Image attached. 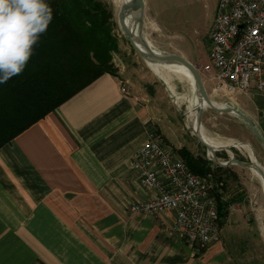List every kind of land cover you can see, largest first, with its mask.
Here are the masks:
<instances>
[{
  "label": "crops",
  "instance_id": "0c3cea01",
  "mask_svg": "<svg viewBox=\"0 0 264 264\" xmlns=\"http://www.w3.org/2000/svg\"><path fill=\"white\" fill-rule=\"evenodd\" d=\"M144 2L150 23L170 0ZM123 71L101 75L0 149V264H259L234 242L201 249L169 237L175 212H130L154 194L131 163L158 135L159 86ZM227 104L264 138V94Z\"/></svg>",
  "mask_w": 264,
  "mask_h": 264
},
{
  "label": "rangeland",
  "instance_id": "374dc122",
  "mask_svg": "<svg viewBox=\"0 0 264 264\" xmlns=\"http://www.w3.org/2000/svg\"><path fill=\"white\" fill-rule=\"evenodd\" d=\"M102 1L109 5L114 20L118 23L122 4L119 0ZM164 4L165 7H162ZM155 11L159 13V17L150 13L151 22L144 23L143 27V34L152 48L159 53L181 55L197 69L207 64L210 50L209 33L216 19L217 0H170L158 4ZM115 33L119 38V52L113 55V64L118 72L123 69L124 74L132 75L135 79L144 77L145 86H159L158 98L154 104L155 118L159 122L156 129L158 135L175 150L185 147L194 155L205 156L209 162L225 163L231 158L243 162L253 160L244 149L235 146L236 144L216 149L215 160L192 130L194 117L199 115V97L187 72L173 70L172 74L162 75L157 71L162 66H150V62L139 56L125 40L119 23ZM202 78L212 102L221 107H229L227 103L230 99H219L212 95L210 83L206 77ZM199 119L203 129L214 139L249 145L253 150L254 162L264 170V147L242 119L234 114L217 113L209 107H205ZM225 155L227 158H223ZM228 168L230 173L219 175L223 177H220V182L213 176L211 178L212 182L222 184V195L231 201L228 216L222 221L223 225H220L222 242L236 243L238 248H234V252H244L259 264H264L262 183L252 168L236 164Z\"/></svg>",
  "mask_w": 264,
  "mask_h": 264
},
{
  "label": "built area",
  "instance_id": "2783aa9c",
  "mask_svg": "<svg viewBox=\"0 0 264 264\" xmlns=\"http://www.w3.org/2000/svg\"><path fill=\"white\" fill-rule=\"evenodd\" d=\"M209 42L208 63L198 71L210 83L212 95L231 100L264 94V0H219ZM131 165L154 194L133 204L130 212L151 216L175 212L173 224L164 225L165 233L201 249L222 241L216 196L222 194L221 183L193 173L156 134H150Z\"/></svg>",
  "mask_w": 264,
  "mask_h": 264
},
{
  "label": "trees",
  "instance_id": "16d2710c",
  "mask_svg": "<svg viewBox=\"0 0 264 264\" xmlns=\"http://www.w3.org/2000/svg\"><path fill=\"white\" fill-rule=\"evenodd\" d=\"M46 2L53 19L25 70L0 83V149L101 75H118L113 64L119 52L118 23L109 5L102 0ZM177 151L197 175L220 182L219 175L230 173V168L185 147ZM222 194L216 193L221 226L231 206Z\"/></svg>",
  "mask_w": 264,
  "mask_h": 264
},
{
  "label": "clouds",
  "instance_id": "9594fccd",
  "mask_svg": "<svg viewBox=\"0 0 264 264\" xmlns=\"http://www.w3.org/2000/svg\"><path fill=\"white\" fill-rule=\"evenodd\" d=\"M52 19L46 0H0V83L25 70Z\"/></svg>",
  "mask_w": 264,
  "mask_h": 264
},
{
  "label": "water",
  "instance_id": "95a60500",
  "mask_svg": "<svg viewBox=\"0 0 264 264\" xmlns=\"http://www.w3.org/2000/svg\"><path fill=\"white\" fill-rule=\"evenodd\" d=\"M136 14V29H133L132 26L128 23V17ZM144 19H145V2L144 0H130L122 4L121 9L118 14V23L124 34L125 40L129 42L131 47L135 50V52L141 56L143 59L150 63H161V64H179L183 66L192 76L194 80V84L196 87L198 97L203 101L204 105H200L198 107V118H200L205 110V107H209L217 113L220 114H235L240 119H242L251 129V131L255 134V136L260 140V142L264 146V138L256 128L253 121L243 112L234 108V107H219L212 102L209 97V94L206 90L205 84L203 82V78L198 69L186 60L183 56L178 54H167V53H159L154 50L151 46L149 40L143 34L144 27ZM137 31H139V37L137 36ZM137 39L140 43H138ZM200 121V119H199ZM202 144H204L208 150L212 153L213 158L217 160V156L215 154L216 149H212L209 145L203 142L200 138ZM222 167H229L233 164L243 166L246 168H254L264 179V170L261 168L259 164L250 160V162H243L237 160L235 158H231L229 161L225 163L217 162Z\"/></svg>",
  "mask_w": 264,
  "mask_h": 264
},
{
  "label": "bare ground",
  "instance_id": "6f19581e",
  "mask_svg": "<svg viewBox=\"0 0 264 264\" xmlns=\"http://www.w3.org/2000/svg\"><path fill=\"white\" fill-rule=\"evenodd\" d=\"M128 1H130V0H119L120 4H124L125 2H128ZM128 23L130 24V26H133V29L137 28L136 27L137 24H136V14L135 13L132 16L128 17ZM137 36L139 37V31H137ZM137 41H138V43H140L138 39H137ZM150 66H156V67L157 66H162V67H159L160 69H157V71L161 72L162 75H167L168 73L172 74L173 70H182V71L185 70L187 72V74L189 75L190 81L192 82V84H193V86L195 88L194 80H193L191 74L183 66H181L179 64L150 63ZM200 105H204V103H203V101L200 98H198V106H200ZM219 107H221V106H219ZM192 130L196 133V135L203 142H205L207 145H209L212 149H219V148L225 147V146H234L236 144L235 146L244 149L254 161L253 150H252V148L249 145L241 143V142L234 143L232 141L221 142V141H218V140L214 139L211 135H209L208 131L203 129V125L199 121V118H198L197 115H195L194 120L192 122ZM249 147H250L251 151H250ZM252 170L258 175V177H259V179H260V181L262 183L263 191H264V179H263V177L254 168H252Z\"/></svg>",
  "mask_w": 264,
  "mask_h": 264
}]
</instances>
